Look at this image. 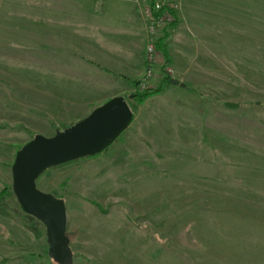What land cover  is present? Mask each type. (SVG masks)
Masks as SVG:
<instances>
[{
    "label": "rangeland",
    "instance_id": "obj_1",
    "mask_svg": "<svg viewBox=\"0 0 264 264\" xmlns=\"http://www.w3.org/2000/svg\"><path fill=\"white\" fill-rule=\"evenodd\" d=\"M168 1L180 2L168 74L183 86L148 97L108 149L36 186L65 202L73 264H264V0ZM66 5L89 3L0 0V195L35 135L115 96L132 104L131 80L66 44L82 31ZM161 59L142 89H160ZM1 204L0 264H55L44 227L15 199Z\"/></svg>",
    "mask_w": 264,
    "mask_h": 264
},
{
    "label": "water",
    "instance_id": "obj_2",
    "mask_svg": "<svg viewBox=\"0 0 264 264\" xmlns=\"http://www.w3.org/2000/svg\"><path fill=\"white\" fill-rule=\"evenodd\" d=\"M169 83L183 86L174 79ZM132 119L127 100L115 96L52 137L35 135L16 152L11 166L12 193L21 211L44 227L47 256L55 264H73L66 235V205L64 200L38 190L36 181L53 167L101 154L128 129Z\"/></svg>",
    "mask_w": 264,
    "mask_h": 264
},
{
    "label": "crops",
    "instance_id": "obj_3",
    "mask_svg": "<svg viewBox=\"0 0 264 264\" xmlns=\"http://www.w3.org/2000/svg\"><path fill=\"white\" fill-rule=\"evenodd\" d=\"M86 1L87 6L68 4L64 8L66 22L82 28L81 33L74 29L66 34V44L81 45L90 66L98 65L112 76L137 81L144 68L146 44L145 23L139 8L127 0Z\"/></svg>",
    "mask_w": 264,
    "mask_h": 264
},
{
    "label": "built area",
    "instance_id": "obj_4",
    "mask_svg": "<svg viewBox=\"0 0 264 264\" xmlns=\"http://www.w3.org/2000/svg\"><path fill=\"white\" fill-rule=\"evenodd\" d=\"M129 1L139 8L147 28V43L144 52L145 72L138 82L141 88H149L151 81L157 75L156 67L159 53L156 49V43L162 30L174 21L180 2L168 0Z\"/></svg>",
    "mask_w": 264,
    "mask_h": 264
},
{
    "label": "trees",
    "instance_id": "obj_5",
    "mask_svg": "<svg viewBox=\"0 0 264 264\" xmlns=\"http://www.w3.org/2000/svg\"><path fill=\"white\" fill-rule=\"evenodd\" d=\"M176 23H177V19L176 16L174 17V21L167 25L161 32L160 37L156 43V49L160 55L161 59V72L163 74L161 83L159 85V90H144L140 87L139 82L138 81H132V85L134 87V94L131 95V100H132V104L130 105V108L132 111L137 110V108L150 96L155 95L156 93H158L160 90L169 87L170 83L169 81L171 80V76L168 74V70L171 64V59L169 57L168 54V42L171 38L172 32L174 30V28L176 27ZM91 64H93L92 62H90ZM98 69L103 70L107 73H110V71L106 70V69H102L100 66H96ZM118 78H120L123 81H130L128 78L121 76V75H115ZM3 194L6 197H9L10 199H15L13 193H12V189L11 186L5 188ZM3 194L0 195V214H2L3 212V207L1 204L2 198H3ZM54 196V195H53ZM30 218V217H27ZM31 219V218H30ZM30 231H32L34 234H38V232L36 231L35 228H33L32 226L29 227Z\"/></svg>",
    "mask_w": 264,
    "mask_h": 264
}]
</instances>
